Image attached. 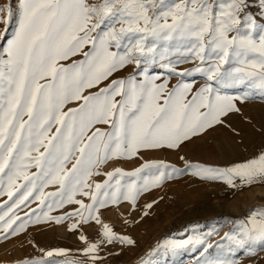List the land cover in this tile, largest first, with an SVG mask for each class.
I'll return each mask as SVG.
<instances>
[{"label": "snow or ice", "instance_id": "6c2138e0", "mask_svg": "<svg viewBox=\"0 0 264 264\" xmlns=\"http://www.w3.org/2000/svg\"><path fill=\"white\" fill-rule=\"evenodd\" d=\"M255 2L256 12L252 0H176L170 7L164 0L0 3V41L5 42L0 45V196L7 197L0 202V241L17 236L29 223L78 217L69 231L94 220L100 243L133 245L94 213L122 200L134 211L141 192L185 173L230 186L234 178L264 181V153L228 168L145 162L128 172L99 170L108 161L137 157L141 150L179 149L223 124V117L240 111L236 101L243 102L248 93L231 96L222 88L243 86L264 99V0ZM77 56L83 58L73 59ZM157 59L180 77L189 72H177L174 64L193 63V72L203 74L205 83L196 87L180 80L169 86L167 79L149 74L147 65ZM128 66L134 70L127 77L112 78ZM71 102L77 106L65 110ZM100 175L102 182H89ZM55 185L58 191H45ZM32 203L36 207H29ZM65 203L79 207L61 216L49 214ZM79 239L86 244L82 255L95 264L99 245L83 234ZM221 239L230 249L264 243V211ZM204 244L205 238L195 236L160 247L174 251ZM41 251L44 257L67 256L64 249Z\"/></svg>", "mask_w": 264, "mask_h": 264}, {"label": "rangeland", "instance_id": "374dc122", "mask_svg": "<svg viewBox=\"0 0 264 264\" xmlns=\"http://www.w3.org/2000/svg\"><path fill=\"white\" fill-rule=\"evenodd\" d=\"M3 2L4 0H0V3ZM175 2L176 0H164L165 7H170ZM13 3L15 4V0ZM2 29L3 25H0V30ZM4 43V41H0V45ZM82 58V56H77L73 59ZM172 59L175 61V57ZM174 66L177 72L188 70L189 74L180 77L162 67L159 59L155 63L147 65L150 75L159 76L162 80L167 79L169 86L177 84L180 80L191 82L196 87L205 83L206 78L203 74L193 72L195 64L179 63ZM133 70L134 66H128L113 74L112 78L127 77ZM221 92L231 96H244L245 93H248V98L243 102L236 101L237 107L240 109L239 112H231L223 117L224 123L218 131L229 123L234 124V128L232 131H217L214 134L215 137L212 140L216 139V144L214 143L215 148L212 155L208 153V150L205 155H202L203 146H214L211 145V140L206 139L201 143V147L193 146L191 140L185 142L179 149L163 148L160 151L149 149L146 152L142 150L137 157L125 158L124 163L118 164L116 160L108 161L101 165L99 170L106 172L112 171L114 168H121L128 172L145 162H163L181 169L185 167L186 163L208 167L211 165L210 161L214 164L215 156L218 157L224 152H227L225 157L235 158L236 155L232 153L241 144V138L246 136L250 142V138L253 136L251 131L256 123H264V99L258 93L253 94V90L243 86L222 88ZM76 106V102H71L65 106V110L68 107ZM245 123L249 124L248 132L240 130V125H245ZM100 127L107 128L106 125ZM253 149L249 151H254L255 149ZM180 157H184V159L181 160ZM235 164H237L236 160L231 163V165ZM67 167L70 168L71 164L69 163ZM104 178L103 175L93 176L89 182H102ZM199 179L189 173L174 176L171 179H165L158 187L141 192L137 197L134 211L131 210L129 202L122 200L119 206L109 205L94 213L104 223L109 224L117 235L130 237L135 242L133 245L121 244L118 241L111 244L100 243L102 239L100 225H97L94 220L86 224L82 223L72 231L68 230V225L79 219L78 217L66 219L62 223L54 221L29 223L24 231L17 236L0 241V264H25V262L41 260L47 261L49 264H63L65 260L75 261L76 264H93L86 256L82 255L81 250L86 247V244L79 239L81 234L87 238L89 243L99 245L96 253L99 259L95 261V264H196L197 260H200L201 264H204L205 260H232L235 261V264H264V243L257 242L250 249L234 247L230 249L228 242L221 239L225 233L238 231L239 224L247 222L263 209L254 206L246 210L245 206L250 204L249 201L246 204L234 203L235 205H233V198L230 195L229 197L223 195L224 200L220 201L218 200L219 196L216 195L223 194L222 189L213 187L211 179ZM216 188L221 193L215 191ZM58 189L59 186L55 185L49 186L45 191L55 192ZM241 189V185H238L234 192L239 193ZM75 198L84 199L85 203H90L87 198L79 195ZM6 199V196H0V202ZM154 201L155 203H153ZM149 203H153V206L151 209H146L145 205ZM29 207L34 208L36 204L32 203ZM78 207L79 205L76 204L65 203L61 207L54 208L49 214L61 216L73 212ZM27 210L24 208L23 211ZM23 211L19 215L23 216ZM145 211L148 212L146 216L143 215ZM125 221L128 222L125 223ZM195 236L205 238L204 246L189 245L174 251L160 247L166 241H183ZM208 245H212V247H209L202 256L204 247ZM41 249L45 251L64 249L67 251V256L44 257Z\"/></svg>", "mask_w": 264, "mask_h": 264}, {"label": "crops", "instance_id": "0c3cea01", "mask_svg": "<svg viewBox=\"0 0 264 264\" xmlns=\"http://www.w3.org/2000/svg\"><path fill=\"white\" fill-rule=\"evenodd\" d=\"M256 7L257 5H256L255 0H252V11L253 12H256ZM221 125L222 124L215 125L214 127L208 129L206 132L192 139L193 146L195 147L197 145L201 147V143H203L206 139L211 140V145H214V146L213 147L203 146L204 151L202 152V155H205L207 153V150L209 154L211 155L213 154V150L216 144V139L214 141L212 140V138L215 137L214 134L217 133ZM233 125L234 124H231V123L226 124L224 127L220 128V131L218 132L232 131L234 128ZM240 130H242V132H245V131L248 132L249 124L245 123V125H242V126L240 125ZM251 132L253 133V136L250 138V142H248L249 140H248V137L246 136H243L241 138V144L237 146V150L232 153L236 155L235 158H231L229 156L225 157L227 152H224V153H221L220 156L218 157L215 156L216 158H214V164H212V161H210L211 165H209L208 167L228 168V167L234 166V165H231V163L234 162L235 160L237 164H240V163L249 161L251 159L257 158L261 153H264V123H261V124L256 123V125L253 128V131ZM162 149L163 148H161V150ZM250 149H253L254 151L250 152L249 151ZM157 150L160 151V149H157ZM143 152H146V150H144ZM115 160H116V163L120 164V163H124L125 158H120V159H115ZM211 182H213L214 184V185L212 184L213 187L216 186L217 188H221L223 191L222 192L223 194L216 195V196H219V198H221V199L218 198V200L223 201L224 200L223 195L228 196V197L230 195V197L233 198L232 199L233 205H235L236 203L237 204L241 203L242 205V204H246L247 201H249L250 204H248V206H245L246 210H249L253 208L254 206H257L259 208H262L264 211V181L257 180L252 183H245V182H242L239 178H234L235 186H230L225 181L219 180V179H211ZM238 185H241V188H242L241 191H239V193L237 191L234 192V190L237 189ZM217 188L215 191H219V193H221L220 190H218Z\"/></svg>", "mask_w": 264, "mask_h": 264}]
</instances>
